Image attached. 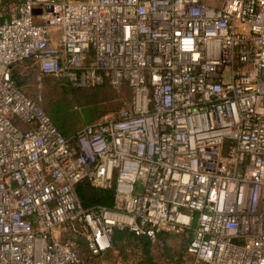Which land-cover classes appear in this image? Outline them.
Masks as SVG:
<instances>
[{
  "label": "built area",
  "instance_id": "2783aa9c",
  "mask_svg": "<svg viewBox=\"0 0 264 264\" xmlns=\"http://www.w3.org/2000/svg\"><path fill=\"white\" fill-rule=\"evenodd\" d=\"M25 59L126 80L131 107L66 139L15 87ZM83 179L112 206L84 207ZM75 224L94 255L116 227L190 230L191 264H264V0H23L0 23V264H86Z\"/></svg>",
  "mask_w": 264,
  "mask_h": 264
},
{
  "label": "trees",
  "instance_id": "16d2710c",
  "mask_svg": "<svg viewBox=\"0 0 264 264\" xmlns=\"http://www.w3.org/2000/svg\"><path fill=\"white\" fill-rule=\"evenodd\" d=\"M10 2H14L13 4L16 7V12L18 6L21 4L19 3L20 0H0V23L4 19L12 17L6 12L4 15L1 14L3 5ZM25 60L34 62L33 59ZM17 63H15V65ZM58 79L60 80H57L56 85H58L57 87L60 89L62 97H57L50 101V103H45L43 107L36 101L35 102L49 116L54 127L66 139L73 138L77 131L84 126L102 120L111 109H119L122 106V102L114 99L111 91L112 87H119L122 82L125 86L124 88L128 91L127 102L122 108L131 107L132 91L126 80H122L120 84H113L109 75H105L102 83L99 85L79 87L72 85L66 78L59 77ZM12 80L14 81L15 87L28 97L21 90L23 84L15 72L12 73ZM76 192L84 207L95 205L111 207L113 204V187L100 189L94 187L88 179H83L77 184ZM85 232L83 226L75 224L68 233L63 234L62 238L74 242L78 255L86 264H102V258L112 259L117 256L121 257L124 261L123 264H125L130 254L139 259L137 264H156L151 255V246L155 239L162 242V251L169 264L184 263L185 254L173 253L170 247L165 243L167 235L171 234L165 231L158 232L155 238L151 239L146 235L136 234L128 228L116 227L111 233L110 247L98 255L91 253ZM188 240L183 242L182 251L186 252ZM187 255L186 252V256ZM187 257H189V255Z\"/></svg>",
  "mask_w": 264,
  "mask_h": 264
},
{
  "label": "rangeland",
  "instance_id": "374dc122",
  "mask_svg": "<svg viewBox=\"0 0 264 264\" xmlns=\"http://www.w3.org/2000/svg\"><path fill=\"white\" fill-rule=\"evenodd\" d=\"M20 0L19 3H21ZM14 2H10L7 4H4L2 7L1 14L4 15L6 12L10 16H13L16 14V7L13 4ZM58 33L53 32L52 34V40L54 42L58 41ZM15 65V64H14ZM13 65L12 73H16L17 76H19V80L23 84V88L21 89L30 99L36 101L41 107L47 102L50 103L53 99H56L57 97H62L60 93V89L56 85L57 80L59 77H54L51 75L42 74L37 65L31 61V60H23L19 63H17L15 66ZM123 82L120 84L119 87H112V96L116 100H120L122 102V106L119 109H111L105 116L113 117L115 114L123 107L125 106L127 102L128 97V91L124 88ZM104 116V117H105ZM59 231L55 230L54 234L58 235ZM171 233L167 235L165 243L170 247L173 253L175 254H185L184 257V263L183 264H191L193 261L192 257H187L186 252L182 251L183 242L185 240L189 239L190 236V230L184 231L181 233ZM162 242L158 240H154L151 246V255L153 258V261L156 264H169L167 258L165 257L163 251H162ZM139 259L133 257L131 254L129 255V259L125 262V264H137ZM102 264H123L124 261L121 259V257H115L112 259H105L102 258L101 260Z\"/></svg>",
  "mask_w": 264,
  "mask_h": 264
}]
</instances>
